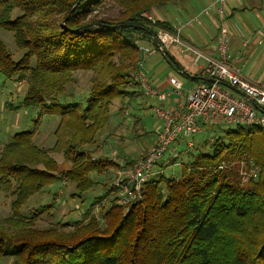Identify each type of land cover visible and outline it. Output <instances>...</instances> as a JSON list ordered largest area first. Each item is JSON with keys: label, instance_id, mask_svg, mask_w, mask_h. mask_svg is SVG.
I'll list each match as a JSON object with an SVG mask.
<instances>
[{"label": "trees", "instance_id": "16d2710c", "mask_svg": "<svg viewBox=\"0 0 264 264\" xmlns=\"http://www.w3.org/2000/svg\"><path fill=\"white\" fill-rule=\"evenodd\" d=\"M171 1L0 0V27L13 33L22 51L14 59L0 40V74L25 86L20 105L7 106L59 115L52 147L33 141L35 129L14 133L0 147V193L10 199V213L0 215L4 264H264V128L228 127L205 141L208 150L187 151L192 158L179 163L178 173L148 178L128 206L116 203L114 178L125 177L156 139L143 155L140 149L119 162L110 158L127 168L115 176L91 156L113 100L145 95L135 75L146 78V58L160 55L180 70L168 47L163 44V57L152 38L173 25L144 16ZM142 48L154 53L144 58ZM79 71L91 72L89 86L72 90ZM179 72L192 83H209L200 73ZM55 151L70 163L65 171H57ZM101 175L104 194L78 218L57 217L39 228L36 221L52 216L55 202L21 210L58 180L72 183L71 197L81 202ZM101 199L107 204L97 215Z\"/></svg>", "mask_w": 264, "mask_h": 264}, {"label": "rangeland", "instance_id": "374dc122", "mask_svg": "<svg viewBox=\"0 0 264 264\" xmlns=\"http://www.w3.org/2000/svg\"><path fill=\"white\" fill-rule=\"evenodd\" d=\"M192 3L191 0H173L156 9L167 18V21L175 23L177 21L176 18H178L175 12H179L177 8L185 7L186 10L191 13ZM146 13L151 15L153 19H157L155 12ZM0 40L7 47L14 59L21 55L22 51L16 47L11 31L0 27ZM166 46L168 48L171 47L170 44H166ZM143 67L147 72L146 78H149V83L152 80L150 77L151 74H153V76L156 74L157 78L172 76L181 84L186 83L187 79L179 71L168 65L160 55L156 54L146 58V61L143 62ZM195 72L199 74L198 70ZM90 76L91 72H77V81L73 87L71 86L72 90H74L75 87L76 89H86L87 86H89ZM184 88L186 87L183 86L182 89ZM24 91L25 86L23 84H18L14 82V80L7 79L0 74V147L8 142L14 133L21 130L35 129L33 141L39 146L50 148L55 143L53 131L57 126L59 115L56 112L39 114V111L32 105L15 108L22 102ZM78 99L79 97H77V100ZM9 103L15 106L14 109L7 106ZM153 106H165V102L157 101L155 97H148L142 94L133 99H123L122 102L119 99L113 100L109 120L101 130L102 134L100 137H102V140L99 139L97 141L96 144L98 146L93 147L94 151L90 149L93 152L91 156L100 160L106 169L114 165L110 161V158L119 162L120 158H124L126 155H139L140 149L142 150L141 155H143L145 145L153 140L155 131L158 130V127L161 125L160 119L154 115ZM228 127L233 126L223 123L218 125H204L202 131L193 136V146L187 149L186 143L181 141V139L176 143L170 144L162 155L163 159L169 156L168 153L171 147H177L178 151H184V153L180 154L175 161L165 166L164 174L170 176L178 173L180 170L179 163L181 161L184 162L192 158V155H196L200 151L208 150L209 143L205 144V141L212 142L213 137L221 136ZM188 149L192 152V155L187 153ZM111 152L113 153L111 154ZM115 152L117 154H114ZM50 155L59 165L58 172L61 170L65 171L70 167V163L64 159L61 152H50ZM122 169L123 171L127 170V168H121L118 171ZM97 180H99L100 183L85 193L83 196L84 199L81 202L80 199L71 197V192L73 191L72 183L69 181H64L63 183L62 180L51 182L46 187L44 193L32 197L21 210L26 213V207L29 203L33 206H39L55 202L54 204L56 207L50 210L52 216L44 214L36 221L35 226L39 228L47 226L50 222L55 221L57 217H60L63 221L78 218L81 213L91 207L96 197L104 194L105 186H103V184L106 183V180L102 175L98 176ZM9 202V197L0 193L1 216H6L10 213ZM106 204L107 202H103L101 205L105 206ZM98 211V208L96 209L95 207L94 213L99 215ZM4 263V258H0V264Z\"/></svg>", "mask_w": 264, "mask_h": 264}, {"label": "built area", "instance_id": "2783aa9c", "mask_svg": "<svg viewBox=\"0 0 264 264\" xmlns=\"http://www.w3.org/2000/svg\"><path fill=\"white\" fill-rule=\"evenodd\" d=\"M212 12L219 18L214 55L198 49L181 38V31L184 28H192L195 24H199L202 17H210ZM225 13L226 0H212L192 18L175 24L172 31L165 29L159 31L157 38L161 43L179 46L181 52L190 54L192 63L198 67L202 76L226 82L233 89L219 85L217 82L198 83L182 89V84L170 76L168 83L172 89L170 92H163L153 88L144 75H135L146 96L165 102L169 100V95L173 94L175 99L174 104L169 106H153L154 115L161 121L156 141L147 153L132 165L125 177L117 175L114 178L112 185L115 188L112 193L116 203L128 206L137 201L141 196L142 183L150 177L164 174L165 166L184 153L178 151L177 147H171L169 156L163 159L162 155L170 144L181 139L186 143V149L192 147V138L202 131L203 124L225 123L264 128V82H250L243 76L237 63L238 57L230 50V33L224 24ZM144 16L152 22L155 21L148 13H144ZM142 53L143 57L149 56L154 53V49L142 48ZM255 173L256 170L251 169L249 174L255 175ZM105 201L101 199V202L96 204V209Z\"/></svg>", "mask_w": 264, "mask_h": 264}, {"label": "crops", "instance_id": "0c3cea01", "mask_svg": "<svg viewBox=\"0 0 264 264\" xmlns=\"http://www.w3.org/2000/svg\"><path fill=\"white\" fill-rule=\"evenodd\" d=\"M191 1L193 2L191 13L185 7L177 8L179 12H175V15L178 18H176L175 23H171L173 26L179 21L183 22L192 18L201 8L211 2V0ZM153 12L158 19L167 21V18L158 12V9L155 8ZM218 21L217 15L212 12L210 17H202L199 24H195L194 27L184 28L181 31V38L198 49L214 55ZM224 24L230 33V50L233 55L238 57L237 63L243 76L250 82H264V0H226ZM168 51L181 67L179 71H185L192 76L196 73L195 71H199L198 67L192 63L190 54L181 52L179 46L171 45ZM150 77L153 88L163 92L171 91L172 87L168 83L169 76L157 78L156 74L154 76L151 74ZM189 82L186 80V83L182 85L187 88L191 84H196L194 82L189 84ZM174 99L175 95L170 94L169 100L165 101V106L174 104ZM155 139L156 137L153 138L152 142L145 145L144 152L153 144ZM118 170V166L112 165L106 171L116 175ZM106 171L105 173H107Z\"/></svg>", "mask_w": 264, "mask_h": 264}, {"label": "water", "instance_id": "95a60500", "mask_svg": "<svg viewBox=\"0 0 264 264\" xmlns=\"http://www.w3.org/2000/svg\"><path fill=\"white\" fill-rule=\"evenodd\" d=\"M74 10V6L72 7V9L70 10L69 14H71ZM68 17V16H67ZM66 17V18H67ZM64 22H62V26H64ZM153 38V41H154V44L155 46L159 49V52L160 54L163 56V57H166V49L165 47L163 46V44L161 43V41L157 38V36H152ZM207 82H217L219 85H222V86H225V87H228L230 89H233V87H231L229 84H227L226 82H223V81H216L215 79H212V78H204Z\"/></svg>", "mask_w": 264, "mask_h": 264}, {"label": "clouds", "instance_id": "9594fccd", "mask_svg": "<svg viewBox=\"0 0 264 264\" xmlns=\"http://www.w3.org/2000/svg\"><path fill=\"white\" fill-rule=\"evenodd\" d=\"M206 125V124H205Z\"/></svg>", "mask_w": 264, "mask_h": 264}]
</instances>
